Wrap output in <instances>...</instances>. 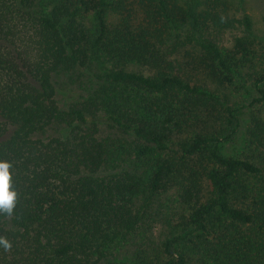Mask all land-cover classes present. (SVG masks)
Here are the masks:
<instances>
[{"label": "trees", "instance_id": "16d2710c", "mask_svg": "<svg viewBox=\"0 0 264 264\" xmlns=\"http://www.w3.org/2000/svg\"><path fill=\"white\" fill-rule=\"evenodd\" d=\"M235 1L0 0V264H264V40ZM70 72L95 86L64 102ZM166 200L158 255L120 258Z\"/></svg>", "mask_w": 264, "mask_h": 264}, {"label": "rangeland", "instance_id": "374dc122", "mask_svg": "<svg viewBox=\"0 0 264 264\" xmlns=\"http://www.w3.org/2000/svg\"><path fill=\"white\" fill-rule=\"evenodd\" d=\"M234 8L239 10L240 14L246 13L252 17L254 22V34H258L264 40V0H236L233 2ZM76 72L65 73L59 76L57 85L58 98L64 102L80 99L93 92L95 83H91L86 78L77 77ZM58 129L55 126L49 128L48 134H57ZM239 140H243V136L239 135ZM241 147H228V153H234L241 150ZM174 202L164 201L159 208L155 217L149 220L144 226V231L137 237L135 242L129 243L128 247H123L120 251V258L131 261L145 256L148 259L155 258L159 253V247L163 240L165 226L171 227L169 219L173 218L171 213Z\"/></svg>", "mask_w": 264, "mask_h": 264}, {"label": "clouds", "instance_id": "9594fccd", "mask_svg": "<svg viewBox=\"0 0 264 264\" xmlns=\"http://www.w3.org/2000/svg\"><path fill=\"white\" fill-rule=\"evenodd\" d=\"M9 163L0 160V212L11 215L15 207L16 192L10 190ZM0 243L10 247L7 240L0 238Z\"/></svg>", "mask_w": 264, "mask_h": 264}]
</instances>
